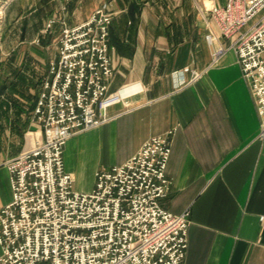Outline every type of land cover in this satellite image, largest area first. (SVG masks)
I'll return each mask as SVG.
<instances>
[{"label":"crops","instance_id":"1","mask_svg":"<svg viewBox=\"0 0 264 264\" xmlns=\"http://www.w3.org/2000/svg\"><path fill=\"white\" fill-rule=\"evenodd\" d=\"M226 1L0 0V207L12 198L4 162L29 145L28 132L40 131L34 110L61 21L77 24L106 4L109 89L125 96L108 108V121L68 139L63 156L74 188L91 191L99 168L124 163L171 131V187L160 203L190 210L184 264H264L261 118L235 53L213 62L216 44L205 38L217 27L208 7ZM186 66L200 76L192 80Z\"/></svg>","mask_w":264,"mask_h":264},{"label":"built area","instance_id":"2","mask_svg":"<svg viewBox=\"0 0 264 264\" xmlns=\"http://www.w3.org/2000/svg\"><path fill=\"white\" fill-rule=\"evenodd\" d=\"M263 10L264 0L212 4L208 11L217 27L205 35L216 44L213 62L229 50L235 53L261 118V138L264 15L246 26ZM112 18L104 4L77 24L61 21L58 54L34 110L40 131L28 132L29 145L4 162L12 198L0 207V264H184L190 210L174 213L160 203L171 187V131L147 139L124 163L99 168L91 191L78 192L65 169L68 139L108 121V108L124 100L121 91L109 89ZM56 20H48L37 42ZM185 70L192 80L201 74Z\"/></svg>","mask_w":264,"mask_h":264},{"label":"rangeland","instance_id":"3","mask_svg":"<svg viewBox=\"0 0 264 264\" xmlns=\"http://www.w3.org/2000/svg\"><path fill=\"white\" fill-rule=\"evenodd\" d=\"M264 15V10L261 11L259 14H257V16L255 18H253L252 20L249 21V23L247 24L246 26V29L250 26H252L254 23H256L262 16ZM4 15L3 13L0 15V20L3 19ZM245 29V28H244ZM2 248H1V245H0V255L2 253Z\"/></svg>","mask_w":264,"mask_h":264}]
</instances>
